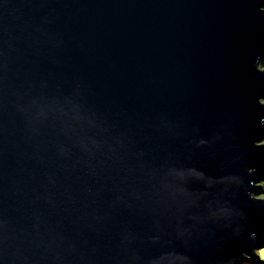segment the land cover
I'll return each mask as SVG.
<instances>
[{
	"label": "water",
	"instance_id": "obj_1",
	"mask_svg": "<svg viewBox=\"0 0 264 264\" xmlns=\"http://www.w3.org/2000/svg\"><path fill=\"white\" fill-rule=\"evenodd\" d=\"M264 0H0V264H242L264 234Z\"/></svg>",
	"mask_w": 264,
	"mask_h": 264
},
{
	"label": "rangeland",
	"instance_id": "obj_2",
	"mask_svg": "<svg viewBox=\"0 0 264 264\" xmlns=\"http://www.w3.org/2000/svg\"><path fill=\"white\" fill-rule=\"evenodd\" d=\"M258 69L260 71H262L264 69V61L259 64ZM260 103H264V101L261 100ZM263 182L264 181H262L261 183L257 184L261 188L259 198H262V199L264 198V194H263L264 193ZM256 240H258L259 242L262 243L261 245L254 246V248L252 250L253 256H254V258L258 262H244L243 261L242 264H264V234H262L261 236H259L258 238H256Z\"/></svg>",
	"mask_w": 264,
	"mask_h": 264
},
{
	"label": "trees",
	"instance_id": "obj_3",
	"mask_svg": "<svg viewBox=\"0 0 264 264\" xmlns=\"http://www.w3.org/2000/svg\"><path fill=\"white\" fill-rule=\"evenodd\" d=\"M263 186H264V182H263ZM264 194V193H263Z\"/></svg>",
	"mask_w": 264,
	"mask_h": 264
}]
</instances>
